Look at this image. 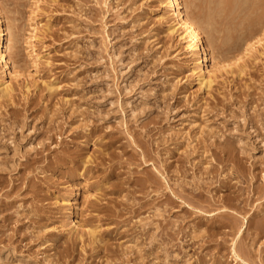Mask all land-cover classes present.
<instances>
[{
    "label": "rangeland",
    "instance_id": "1",
    "mask_svg": "<svg viewBox=\"0 0 264 264\" xmlns=\"http://www.w3.org/2000/svg\"><path fill=\"white\" fill-rule=\"evenodd\" d=\"M223 1L181 0L201 83L161 0H0V264H264V0Z\"/></svg>",
    "mask_w": 264,
    "mask_h": 264
},
{
    "label": "bare ground",
    "instance_id": "2",
    "mask_svg": "<svg viewBox=\"0 0 264 264\" xmlns=\"http://www.w3.org/2000/svg\"><path fill=\"white\" fill-rule=\"evenodd\" d=\"M221 3V2H220ZM191 4V3H190ZM161 5L167 7L169 9V12L172 13L173 16V23L170 26V31L172 34H179V39L181 42H187V50L192 53V56L196 58L197 64H196V71L199 74L201 83H204L205 81V73L210 75V71H207V69L204 68V54H207V50H209L210 42H206V46H204V43L201 41V31L195 24L194 20L183 12V4L181 0H161ZM238 6L237 0H224L221 3L220 11L219 13L224 11H229V13H232L233 10H235ZM210 7V6H209ZM190 8V7H189ZM1 15L5 17V13L3 11V7L0 6V24H1ZM208 19L212 18L211 15H206ZM6 18V17H5ZM10 19V18H9ZM6 20H8L6 18ZM8 23V21H7ZM5 31L7 32L5 34ZM180 31V32H179ZM6 37V43L5 46H2L4 48L3 50H0V67L2 68L3 72L7 73V57L6 55L12 53L13 45H14V37L12 29L7 24V27L3 29V27L0 26V41L1 38ZM1 44V43H0ZM212 58V57H211ZM209 79V80H208ZM206 83H211V79L208 78ZM2 88L4 87L5 90L9 93L11 90L10 84L3 82ZM3 90V89H2ZM6 92V93H7Z\"/></svg>",
    "mask_w": 264,
    "mask_h": 264
}]
</instances>
